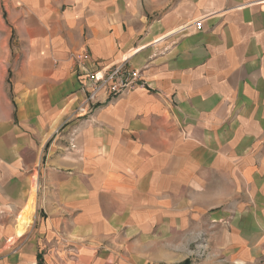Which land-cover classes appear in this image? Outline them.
<instances>
[{
  "label": "crops",
  "instance_id": "1",
  "mask_svg": "<svg viewBox=\"0 0 264 264\" xmlns=\"http://www.w3.org/2000/svg\"><path fill=\"white\" fill-rule=\"evenodd\" d=\"M263 2L0 0V264H263Z\"/></svg>",
  "mask_w": 264,
  "mask_h": 264
},
{
  "label": "built area",
  "instance_id": "2",
  "mask_svg": "<svg viewBox=\"0 0 264 264\" xmlns=\"http://www.w3.org/2000/svg\"><path fill=\"white\" fill-rule=\"evenodd\" d=\"M195 27L200 29L201 22H196ZM88 59L87 55L81 57L83 62ZM84 77L83 86L80 88L84 94V100L78 111L85 110L93 103H97L100 96L114 99L138 88L145 89L147 87L141 78V72L136 68L129 67L126 61L101 70H93L86 73Z\"/></svg>",
  "mask_w": 264,
  "mask_h": 264
},
{
  "label": "trees",
  "instance_id": "3",
  "mask_svg": "<svg viewBox=\"0 0 264 264\" xmlns=\"http://www.w3.org/2000/svg\"><path fill=\"white\" fill-rule=\"evenodd\" d=\"M184 264H189V262L188 261H185V263Z\"/></svg>",
  "mask_w": 264,
  "mask_h": 264
},
{
  "label": "rangeland",
  "instance_id": "4",
  "mask_svg": "<svg viewBox=\"0 0 264 264\" xmlns=\"http://www.w3.org/2000/svg\"><path fill=\"white\" fill-rule=\"evenodd\" d=\"M90 108H91V106H90ZM89 109V108H88ZM21 219H23V216H22V218ZM24 220V219H23ZM264 264V263H263Z\"/></svg>",
  "mask_w": 264,
  "mask_h": 264
}]
</instances>
